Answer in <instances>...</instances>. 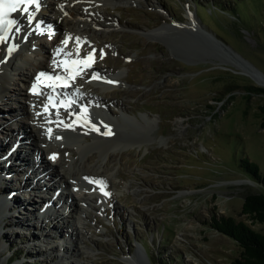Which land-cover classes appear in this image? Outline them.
Wrapping results in <instances>:
<instances>
[{
  "label": "rangeland",
  "instance_id": "rangeland-1",
  "mask_svg": "<svg viewBox=\"0 0 264 264\" xmlns=\"http://www.w3.org/2000/svg\"><path fill=\"white\" fill-rule=\"evenodd\" d=\"M104 1L100 12L104 19L115 18L116 23L128 27L104 28V33H88L79 40L74 36L85 28H73L72 45L95 50L96 58L91 65L106 72H120L117 79L122 81L117 82L116 89L111 87L113 83L107 89L101 85L105 88L102 90L100 84L85 85L92 78L84 80L90 69L81 67L75 77L76 87L105 102L109 117L115 118L116 111L121 116H143L150 120L151 127L124 121L120 124L121 120H117L118 139L131 147L116 152L107 161L113 175L111 199L98 195L94 209L85 207L86 213L78 225L82 232L75 239L69 235L73 230L68 232L73 229L71 218L67 219L71 223L61 229L60 223L53 218L48 221V216L36 223L34 209H30L33 214H27V223L23 216L14 213L17 207L38 204L18 197L21 193H32L23 188L32 178L28 176L29 184L27 181L15 184L0 171V202L7 195L5 192H13L12 200L3 203L7 208H1L0 261L5 260L3 264H127L123 259L142 245L148 264H230L239 257L240 248L204 223L213 214L224 215L264 233V224L251 223L241 214L245 195L264 194V185L240 167V160L247 158L264 177V92L248 89L254 86L264 90V82L260 81L261 75L264 77V0ZM196 7L197 20L205 32L190 24L185 30L179 28L173 34L178 36L170 40L166 35L162 38L149 35L150 30L163 25L188 22L185 14L196 17L193 15ZM209 34L217 43L210 40ZM7 75L11 77L10 73ZM62 98L77 108V98L64 95ZM83 98L82 104H90L89 98ZM10 106L16 107L5 100L0 104L1 109L10 108L12 113ZM66 109L61 104L59 110L68 114ZM11 116L9 120L13 119ZM20 116L24 120L25 115ZM97 116L92 112L79 116L78 123L92 118L95 125V129L84 130L81 138L96 135L102 122ZM8 122L7 128H12L13 122ZM20 133L21 137L28 136L29 129L26 127ZM1 139L5 141L3 135ZM91 142L83 148L76 143L70 145L79 156L95 157L93 164L98 161V153L96 144ZM3 148L9 150L8 145ZM28 153L31 156L32 150ZM45 159L49 161L46 156ZM38 171V177L33 178L40 183V168ZM52 182H56V177ZM65 208L56 205L53 211L57 215L52 213L51 217L59 216ZM67 210L72 212V208ZM21 222L25 223L24 227ZM31 222L36 224L35 228ZM42 231H46L45 236L39 240ZM42 240L46 241L49 252ZM10 243H14L13 248H7ZM61 248L63 258H58L54 252Z\"/></svg>",
  "mask_w": 264,
  "mask_h": 264
},
{
  "label": "bare ground",
  "instance_id": "bare-ground-1",
  "mask_svg": "<svg viewBox=\"0 0 264 264\" xmlns=\"http://www.w3.org/2000/svg\"><path fill=\"white\" fill-rule=\"evenodd\" d=\"M88 1L91 0H53V1L43 0L44 9L49 10L52 13V19L56 24L57 29L59 28V35L54 40L51 50L44 48L43 46L41 47L42 54L40 53L32 54L31 49L27 48L26 54L28 55H23L19 53V51H16L15 49L11 53V55H9L8 49L6 48L5 50L6 45L0 44V61H2L0 62V104L4 100L17 103L18 109L21 112L18 113L12 112L11 114L8 115H12L11 118H15L20 113L24 114L25 115L24 120L23 121L20 120L21 122H17L15 124V127L17 126L16 129L18 132H20V130L26 127L27 130L29 129L28 136L22 135L21 137L22 139L16 142V140H14L15 137L13 135V129H11L10 127L7 128V122L9 120L8 119L9 116H6L5 118L3 114L4 109L0 108V119L3 122L2 124H4L5 126V128L3 129L4 132L3 135L6 138L5 143L6 144L9 143L13 139L14 143L19 145L21 141H23L25 147L27 146L26 148L27 152L32 150V154H35V156L33 157L32 154L30 156L28 153L30 159L26 157V160L20 157L21 155L20 153H17L16 158L8 156L7 160H10V165L6 169V175L14 173V175L18 177L19 170L25 169L26 166L25 161L31 160L33 164H37V167L36 168L33 167L31 169L28 175L29 177L30 176L38 177L39 174L38 165H40V169H42L41 172L45 173L44 178L45 181L47 182V185H49L53 177L54 178L56 177L57 181L53 184L50 183V187L44 185L41 187V183H38L36 184L35 188H43L45 191H49L51 186H57L59 184L62 185L69 192L71 199H70V204L68 205V209L72 208V212L66 210L65 213H62L59 216L55 217L54 220H56L57 223H60V226H62V228L65 227V224L67 225L68 218H71L73 220L74 229L71 232V234H69L71 235L70 238L72 239L78 238V235L82 232L81 231L82 227L80 226L78 227V225H81L82 215L83 214L85 215L86 213L85 210L87 208L94 209L96 207L94 205L97 199L96 198L97 193H95V191H99L100 196L105 197V199H107V196H109V194L114 191L113 189L114 185L111 181L113 175L111 169L108 168L107 166V161H109L113 157V155L116 154V152L121 153L123 150H126L127 148L131 147L129 146V144L120 142V140L118 139V133L113 138L103 137L102 133L103 130L105 129L104 125L107 126L112 125L113 127L115 126L118 127L117 120H123L124 122H128V123L133 122L138 127L147 128L148 126H150V120L147 117L138 116L140 118L139 121L135 116L133 118L126 115L116 116L115 118L111 117L112 119L108 118L109 121H102V123H99L97 126L98 130L94 137L86 136L81 138V136H83L81 133H83L84 130L86 129L91 130L93 128V119L89 118L81 123H78L79 116L87 112H92L96 114V116L99 114L102 115V113H98L99 112L98 107L102 106L103 103L101 102L100 99H97L91 94L81 91L76 87L75 77L77 74V69H80V67L83 64L77 63L76 65L73 64L70 65L68 58L71 56L68 55V53H65L64 51H60L62 52V54H60V52L57 53V49L63 50L61 46V41L65 40L71 35L73 28L80 29L81 27L84 28L85 26L87 30L81 28L83 32L82 35L84 33L86 34L89 33V35L90 34L96 35L97 30L100 31L101 33H104L103 30L104 28L116 26L115 19H111L110 21L105 20L103 18V15L100 13L101 11H97L99 10V8L89 4ZM95 1L96 3H98L101 0H95ZM104 2L105 1H103V3ZM24 18L26 17L20 15V21L18 24H22ZM185 18L188 20V22L186 23H182L181 25H176L174 23L173 25L166 24L156 29L154 28L150 30L148 33L149 35H153V36L158 35L161 38L163 35H166L168 40H170L178 36L173 34L179 32L178 31L179 28H183V30H185L186 29L185 26L187 25L190 26V24H192L193 27L196 26L200 28L201 32H205V30L201 29L202 27H200L197 17L194 16L192 17L190 13H186ZM26 19H28V17ZM121 26L128 27L126 24H122ZM29 29L30 28L23 29L22 26L20 31L21 34L13 38L15 40V45L20 44L18 40H23L24 35L26 34H28L29 37L34 36L33 33L35 32V30H33V32L31 33ZM169 31H171L172 33H168ZM47 35L48 34H46V36ZM209 37L212 42L217 43L216 38H214L211 34H209ZM36 39H38V37ZM41 40L44 41V37ZM78 48L79 47H77L76 49L77 51ZM32 50L36 51L34 49ZM39 55L42 56L38 57ZM94 59H95V55L93 57V60ZM93 60H86L85 63L86 64L92 63ZM51 61H55V66L49 67V63ZM58 61H60V63ZM77 61L79 62V60ZM9 67L11 70L10 72L11 77H8L7 73L4 72V70L7 71V68ZM43 69L51 70L52 72H56V73H58L59 70L68 71L69 69H73L74 75L69 77V79L73 83L72 86L64 90L61 88L52 89L50 87H45L38 95L33 94L31 89V82H37L36 73ZM253 69L254 68L251 67V71L253 72V74L255 76H258L256 75L257 72ZM90 70H91L90 74L84 75L85 79L92 78L93 73H99L100 76V78L98 79H93V78L90 79L92 83L96 82L98 84L106 86L107 89L109 88L107 86L110 84L107 81L109 80L114 81L106 72L101 71L97 67L91 66ZM120 74H121L120 72L116 74V77L117 78L120 77ZM261 77L262 79L261 78L257 79L258 78L257 77L256 80L261 79L260 81L264 82V77L262 75ZM11 80H15V81L13 82ZM102 89L105 88H102L101 86V90ZM62 92H64L65 96H70L74 98H76V96L78 97L85 96L91 100L90 104H88L90 106L84 105V107H82L81 109H74L70 106L68 108V111L72 112V116H75V119H68L69 117L66 115L60 116L59 113L61 111L59 112L56 109H57V104L60 103L61 106V103H65L64 99L61 98ZM124 93L130 94L129 92H124ZM49 95H51L53 98L52 103H49V101L38 103L39 100L48 99ZM18 97H20L21 101L17 99ZM59 97L60 100H58ZM46 104L48 105L47 111H45ZM49 104L53 105L52 108L54 110L49 109ZM62 118H66L67 122H63ZM123 121L121 122L119 121V123L122 124ZM27 122L30 123V125L28 126L24 125ZM57 137H59V139H57ZM28 141H30V143H28ZM90 141H92L91 144H96L94 146H96V150L98 153V161H96L93 164L91 162L93 159H95V157L88 154L79 156L77 152L74 149H72V146L70 145L72 143H76L79 148H83L84 146L89 147L88 145L90 144L89 143ZM5 143L0 142V151L3 150V146H4L3 144ZM45 156L49 158L48 159L49 161L45 159ZM34 158L35 159L39 158L40 161L37 163L34 160ZM85 177L91 178L93 180L103 181V185L101 186L96 183H90L89 180L85 179ZM10 180L13 181L12 178H10ZM90 185L92 186L90 187ZM23 188L32 191V193L34 192L33 191L34 189L29 185L28 186L25 185ZM19 191L23 192L22 189H20ZM105 192H107L108 195H104ZM9 193L10 192H5V194L7 195H9ZM33 194L36 195L35 193ZM31 200L34 202H40L39 200H41V198L36 195ZM1 201L2 202H0V215L2 214L1 208H3V210L7 208L6 205L3 204L7 201L6 200H1ZM42 202H44V204L47 203L48 202L47 198L44 199V201ZM62 203L65 202L62 201ZM20 205H23L22 202H20ZM12 207H14V205ZM84 207H86V209ZM28 213L29 212H27V214ZM21 223L22 225H25V223L23 222ZM50 232H53L52 229L50 230ZM140 248H137L134 254H128V257H126L123 260L127 264H148V260L144 254L145 252L142 245L140 246ZM53 249L54 248L52 247L51 251H54ZM55 252L57 253V249H55ZM3 262L0 261V264H3Z\"/></svg>",
  "mask_w": 264,
  "mask_h": 264
},
{
  "label": "trees",
  "instance_id": "trees-1",
  "mask_svg": "<svg viewBox=\"0 0 264 264\" xmlns=\"http://www.w3.org/2000/svg\"><path fill=\"white\" fill-rule=\"evenodd\" d=\"M259 92L263 89L248 87ZM264 126V123L262 124ZM240 167L255 181L264 185V177L254 162L244 158L240 160ZM241 214L251 223L264 224V194L249 193L245 195L241 206ZM211 229L232 239L240 248L239 257L230 264H264V233L254 231L243 221H236L233 217L211 215L205 223Z\"/></svg>",
  "mask_w": 264,
  "mask_h": 264
},
{
  "label": "snow or ice",
  "instance_id": "snow-or-ice-1",
  "mask_svg": "<svg viewBox=\"0 0 264 264\" xmlns=\"http://www.w3.org/2000/svg\"><path fill=\"white\" fill-rule=\"evenodd\" d=\"M21 5H23L24 7H20ZM35 6V10L34 11H30L28 6ZM40 5H41V0H0V44H5L8 42V40L10 39V37L8 36V32L10 29H12L14 27V30L18 33L21 31L20 27L16 26L17 25V21L14 19H6V14L7 13H14L16 12L18 9L20 12L22 13H27L28 14V22L29 24H32L34 17L36 16V13L40 10ZM6 6H7V13H6ZM35 28L37 30H39L41 28L40 23H36L35 24ZM52 37V33L49 32V39H51ZM79 39V38H77ZM63 43H67V40L64 41ZM16 45H10L8 47V54L11 55V53L15 50ZM60 51H62V49H57V53H59ZM104 53L103 50H101V58H103ZM94 57V52L93 53H89L88 57L86 58V60H93ZM2 62V61H0ZM55 63V61H54ZM77 63L79 64H83L85 69L91 68V63H85L84 60L76 62V61H72L73 65H76ZM80 73V69H77V74ZM42 77H48L49 80H56L59 81L61 80V77L56 76V77H51L48 76L47 73L41 72L37 75L36 80L39 82L41 80ZM93 79H98L100 78L99 73H93L92 76ZM108 83H117L115 81H107ZM49 87H51V85H48ZM67 86V85H65ZM37 84H33L32 88L33 90L36 89ZM52 96L49 95L48 97V101L49 103H52ZM48 110V105H45V111ZM104 127L106 129H108L107 131H105L103 134L104 135H111V129L108 128L107 125H104ZM93 128L95 129V125H93ZM98 130V129H96ZM51 131V130H50ZM57 139H59V137H57ZM85 179L89 180L90 183H96L98 185H103V181H98V180H93L91 178L85 177ZM104 195H108L107 192L104 193Z\"/></svg>",
  "mask_w": 264,
  "mask_h": 264
}]
</instances>
